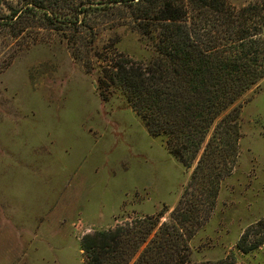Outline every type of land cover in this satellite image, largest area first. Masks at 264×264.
<instances>
[{"label": "rangeland", "instance_id": "rangeland-1", "mask_svg": "<svg viewBox=\"0 0 264 264\" xmlns=\"http://www.w3.org/2000/svg\"><path fill=\"white\" fill-rule=\"evenodd\" d=\"M229 1L240 8L252 0ZM106 18L96 19L95 37L34 19L19 36L0 29V264H85V234L163 209L161 222L168 220L205 150L208 139L187 167L120 88L100 81L106 61L91 44L144 63L154 53L133 28ZM239 103L238 162L230 154L207 159L206 189L197 182L189 190V198H207L212 168L231 167L209 221L191 239L195 261L264 264V244L250 253L237 248L264 219V78Z\"/></svg>", "mask_w": 264, "mask_h": 264}, {"label": "trees", "instance_id": "trees-1", "mask_svg": "<svg viewBox=\"0 0 264 264\" xmlns=\"http://www.w3.org/2000/svg\"><path fill=\"white\" fill-rule=\"evenodd\" d=\"M104 16L133 28L154 53L144 63L91 44L92 55L106 61L100 81L120 88L149 132L163 137L187 167L208 140L170 218L161 222L169 210L163 209L85 234V264H234L229 257L195 261L190 244L209 221L231 167L225 173L212 168L207 198H189V190L197 182L206 189L207 159L217 163L230 154L238 162L239 100L264 78V0L240 8L229 0H0V29L10 27L16 36L34 19L41 28L95 37V21ZM70 47L80 53L76 44ZM263 244L264 219L245 230L237 248L250 253Z\"/></svg>", "mask_w": 264, "mask_h": 264}]
</instances>
